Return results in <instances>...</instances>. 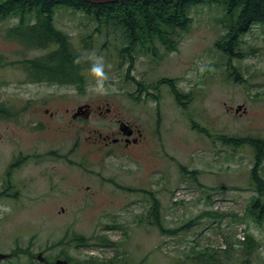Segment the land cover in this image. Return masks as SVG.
Segmentation results:
<instances>
[{
    "label": "rangeland",
    "instance_id": "374dc122",
    "mask_svg": "<svg viewBox=\"0 0 264 264\" xmlns=\"http://www.w3.org/2000/svg\"><path fill=\"white\" fill-rule=\"evenodd\" d=\"M54 14L55 27L69 34L74 53L94 51L103 56L108 76L107 94H96L88 87L91 76L90 64L86 63L80 93L63 88L64 106L70 108L73 103L94 102L97 98L108 102L143 128V141L129 149L128 158L109 160L105 170L97 168L102 178L113 177L117 184L95 187L92 197L63 198L60 192L64 184L41 178L37 174L39 165L25 167L20 176L31 181L32 195L14 200L0 196V254L11 255L19 246L30 248L34 261L41 253L54 263L65 252L81 262L92 258L113 264H200L192 259L196 252L207 250L209 254L218 252L223 263H235L242 258L240 242L251 236L261 245L251 256L252 263L264 264V221L258 223L245 216L255 196L249 186L253 151L246 144L234 148L222 142L223 135L264 138V24L254 25L241 36L240 48L233 49L232 57L224 54L222 65L223 58L214 45L226 32L221 24L224 10L215 3L197 6L190 11L186 30L171 35L164 44L166 50L157 47L160 59L155 64L139 54L129 66V61L120 62L122 36L93 33L95 25L71 9L56 8ZM11 24H0V33ZM0 48L8 57L14 50L3 41ZM209 61L214 71L207 70ZM5 78L11 82L13 74L7 73ZM164 79L173 80L181 94H191L183 105L176 102L182 109L159 91ZM6 90L12 92L13 86ZM45 93V89L32 88L33 97ZM158 98L161 118L157 127ZM237 106H243L244 113L242 109L239 115L234 113ZM150 116L153 120L149 123ZM84 136L86 133L81 134V156L88 150L83 145ZM59 137L53 131L34 132L33 142L42 154L52 150ZM95 159L99 156L92 155ZM194 171L198 172V185L189 173ZM261 173L264 177V159ZM89 184L83 179L79 182L82 189ZM137 189L142 191L138 193ZM150 197L160 203L163 228L179 229L176 234L162 235L150 224ZM74 235L105 236L117 245L94 246V240L78 248L59 244ZM51 245L54 247L48 250ZM225 250L227 254L222 253ZM209 261L206 258L205 262ZM26 262L24 255L0 260V264Z\"/></svg>",
    "mask_w": 264,
    "mask_h": 264
},
{
    "label": "flooded vegetation",
    "instance_id": "af4514ba",
    "mask_svg": "<svg viewBox=\"0 0 264 264\" xmlns=\"http://www.w3.org/2000/svg\"><path fill=\"white\" fill-rule=\"evenodd\" d=\"M6 1L0 0V24L10 22L12 24L5 32L0 33V42L3 41L6 46L14 50L11 49L10 57L0 52V154L2 153L0 196L14 200L32 195L31 181L27 182L20 174L25 167L36 168L38 165L37 174L41 178L57 179L59 184L65 185L60 192L63 198L72 200L80 196L92 197L96 195L97 186L102 187L103 184L116 186L113 177L105 180L102 178V171L96 170L98 167L105 170L109 160L128 158L129 149L142 143L143 128L136 124L135 120L121 113L118 108H112L110 103L102 102L98 98L94 102L73 103L70 108L65 107L66 96L62 92L63 88L68 87L72 94H78L80 84L77 83L75 73L73 76L70 75L71 77H65V51L61 39L53 34L34 36L31 32L15 31L22 24L33 25L36 20L32 16L34 12L27 2L18 9L17 13L12 9L3 11L2 5ZM224 29L225 35L214 45L218 56L223 58L222 65H224V54L227 52L232 56L233 49L240 48L241 40L247 34L245 33L241 38V35L232 34L233 32L225 27ZM158 46L166 50L162 42L148 46L138 44L134 48L126 45L125 53L120 56V62L124 64L129 61L130 66L134 58L140 54L147 60L150 58L149 62L155 64L160 59V53L156 50ZM33 52L38 54L34 56ZM77 66L69 65L72 67V72L76 71ZM7 73L13 74L11 82L5 78ZM164 80L168 83L162 84L159 91H163L170 98L173 106L181 108L172 96L173 91L181 93L177 90L178 85L173 80ZM9 85L13 86L12 92L6 90ZM33 87L45 89L46 93L41 97H33ZM186 94L183 95L188 100V95L191 94ZM159 101L160 98L155 101L154 122L157 127L161 118ZM236 110L244 113L243 106H237L234 110V113L239 115L240 112ZM150 120H153L151 116L147 122L150 123ZM45 131L57 132L60 137L52 150L47 152L44 150L39 154L37 145L33 142V134ZM82 133H86L83 145L88 148L83 156L80 152ZM92 155L99 156V159L92 160ZM48 163H51L50 167L44 168L43 165ZM30 179L32 180L31 176ZM82 179L90 183L83 188L84 190L79 185ZM136 191L139 193L142 190ZM63 210L61 209V212ZM39 254L41 257L38 256ZM39 254L36 256L37 260L42 264H48L46 258ZM7 256V258L11 257V255Z\"/></svg>",
    "mask_w": 264,
    "mask_h": 264
},
{
    "label": "trees",
    "instance_id": "16d2710c",
    "mask_svg": "<svg viewBox=\"0 0 264 264\" xmlns=\"http://www.w3.org/2000/svg\"><path fill=\"white\" fill-rule=\"evenodd\" d=\"M25 2L31 6L32 11L35 13H33V18L36 20H34L33 25L22 24L15 31L31 32L34 36L38 34H53L54 36H58V39H61L65 51V77L68 78L75 73L77 83L80 84V87H83V72L88 68L87 62L79 64L75 72H72V67H69L72 64L70 60L79 55L74 54V51H72L74 47L69 34L55 27L54 13L57 7H64L71 9L73 13H80L86 21L95 25L93 33L97 35H108L112 33L113 35L122 36L120 56L125 53L126 45L134 48L138 44L146 46L155 44L156 42L168 44L171 40V35L185 31L189 26L191 22V9L201 5L215 3L223 8L225 14L223 15L221 24L235 35L242 36L250 30L252 25L264 24V0H127L125 2L102 5H92L75 0H7L2 5V8L3 11L7 12L12 9L13 12L17 13L18 9L25 5ZM1 4L3 3L1 2ZM84 38L90 39V37ZM47 39L49 38L47 37ZM226 55L230 54L226 52ZM230 57L232 56L230 55ZM160 83L167 84L168 81L163 80ZM172 94L179 105L184 104L182 101L184 99L186 100V98L183 94L177 91H173ZM199 130L202 133L210 134L206 129ZM222 142L234 148L246 144L253 151L254 165L250 170L249 186L253 189L255 196L251 198L245 216L252 218L253 221L262 223L264 221V177L261 173V166L262 160L264 159V138L240 139L223 135ZM197 174V171L192 172L191 179L198 185ZM150 204V224L158 227L162 235L176 234L179 229L165 230L163 228L160 216L161 208L158 199L155 197L151 198ZM205 215L208 216V214ZM217 218H221V215L218 214ZM191 223L186 225L185 228ZM91 240L95 241L92 244L94 246L115 247L117 245V243L109 241L105 236L88 238L82 235H74L71 239L60 241L59 244H65L68 247L74 245V247L78 248L77 246L79 245L88 246ZM240 244L242 258L235 263H223L218 257V252L215 251L213 254H209L207 250L204 253L196 252L192 260L200 264H253L251 256L261 246L259 241H256L251 236H246L245 240L241 241ZM52 247L54 245L48 246L47 249L50 250ZM222 253L227 254L228 252L225 250ZM21 255L27 258L25 264H42L37 260L34 261L33 255L28 247L23 249L17 246L12 250V257L19 258ZM56 258H62L68 264H113L112 261H98L92 258H89L87 262H81L69 257L65 252H62ZM206 258L211 261L205 262ZM46 261L48 264H54V260H49V258H46Z\"/></svg>",
    "mask_w": 264,
    "mask_h": 264
},
{
    "label": "clouds",
    "instance_id": "9594fccd",
    "mask_svg": "<svg viewBox=\"0 0 264 264\" xmlns=\"http://www.w3.org/2000/svg\"><path fill=\"white\" fill-rule=\"evenodd\" d=\"M85 62L90 64L89 72L91 80L88 84V87L95 91L96 94H107L108 89L105 87V83L108 80V76L105 72L104 57L97 55L94 51H92L87 54H82L74 57L72 60V65L76 66ZM212 63V61L208 62V71H214L211 66ZM204 70V68L201 69L202 72Z\"/></svg>",
    "mask_w": 264,
    "mask_h": 264
},
{
    "label": "water",
    "instance_id": "95a60500",
    "mask_svg": "<svg viewBox=\"0 0 264 264\" xmlns=\"http://www.w3.org/2000/svg\"><path fill=\"white\" fill-rule=\"evenodd\" d=\"M75 1L88 3L92 5H102V4H110V3H116V2H125L127 0H75ZM38 256L41 257L40 254ZM7 257H8L7 255L0 254V260H4ZM54 264H68V263L66 261L56 260Z\"/></svg>",
    "mask_w": 264,
    "mask_h": 264
}]
</instances>
